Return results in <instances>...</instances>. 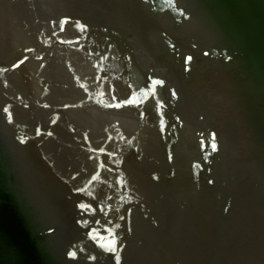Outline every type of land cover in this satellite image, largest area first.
I'll use <instances>...</instances> for the list:
<instances>
[{"label": "water", "instance_id": "obj_1", "mask_svg": "<svg viewBox=\"0 0 264 264\" xmlns=\"http://www.w3.org/2000/svg\"><path fill=\"white\" fill-rule=\"evenodd\" d=\"M117 257L264 264V0H0V264Z\"/></svg>", "mask_w": 264, "mask_h": 264}, {"label": "snow or ice", "instance_id": "obj_2", "mask_svg": "<svg viewBox=\"0 0 264 264\" xmlns=\"http://www.w3.org/2000/svg\"><path fill=\"white\" fill-rule=\"evenodd\" d=\"M169 2H171V0H169ZM188 59L190 60L191 57H189ZM157 83H159V82H157ZM5 111H7V109H5ZM213 139H214V137H213ZM211 147H212V150L213 151L216 150V144L215 143H212ZM70 256L75 257L76 256V253L73 251V252L70 253ZM117 264H119V257H117Z\"/></svg>", "mask_w": 264, "mask_h": 264}]
</instances>
